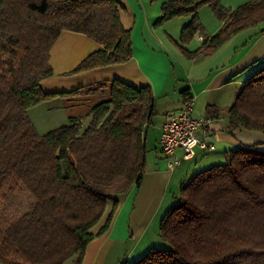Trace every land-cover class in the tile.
Wrapping results in <instances>:
<instances>
[{
    "label": "trees",
    "instance_id": "16d2710c",
    "mask_svg": "<svg viewBox=\"0 0 264 264\" xmlns=\"http://www.w3.org/2000/svg\"><path fill=\"white\" fill-rule=\"evenodd\" d=\"M207 4L224 25L214 35L204 34L201 46L190 51L185 44L203 31L199 9ZM122 9L119 0H0V195L25 189L35 199L16 219L0 221V264H82L88 244L108 229L117 196L143 182L145 132L156 114L151 85L114 78L110 98L92 107L86 128L70 116L67 124L39 134L29 114L31 107L58 96L98 94L108 87L100 82L46 92L42 81L54 73L51 49L64 29L102 45L71 73L130 60L131 29L122 22ZM175 16H191L180 46L196 58L264 21V0L233 10L221 0L165 2L160 19ZM223 114L232 134L238 128L264 134V66L247 79L233 105L208 107L210 117ZM261 145L264 140L229 149L224 163L199 171L161 219L160 237L169 248L153 247L140 259L120 264H264ZM110 201L113 210L95 234L91 228Z\"/></svg>",
    "mask_w": 264,
    "mask_h": 264
},
{
    "label": "crops",
    "instance_id": "0c3cea01",
    "mask_svg": "<svg viewBox=\"0 0 264 264\" xmlns=\"http://www.w3.org/2000/svg\"><path fill=\"white\" fill-rule=\"evenodd\" d=\"M119 1L125 6V11L121 10L122 22L126 28L131 29L133 56L124 63L81 73L79 76H85L80 80L82 86L107 80L108 87L98 94L69 96L71 99L68 102L74 107L70 116L79 117L84 126L83 115L86 113L89 117L95 104L110 98V85L114 78L135 86L151 85L157 97L156 103L161 98L167 99L171 96L180 104L178 108L159 117L156 122L154 116L149 123L145 132L148 153L143 182L139 188L133 186L128 193L117 196L119 205L108 229L96 235L88 244L82 264H120L124 258L123 249L126 243L132 241L135 250L141 244H149L150 224L166 205L172 203H169L170 200L174 201L180 187L205 169L203 167L218 161L222 155L207 156L205 151L210 150L198 148L194 158L182 160L179 165L170 168L169 158L162 151L160 143L164 123L189 99L193 102L195 115L209 116L208 107L211 106L226 110L234 104L247 79L264 66V21L234 33L212 53L190 58L181 49V33L159 31L151 24L157 15L162 14V8L151 13L141 7L137 0ZM167 1L169 0H165ZM247 1L249 0H237L235 3L221 0V3L233 10ZM199 16L204 28L195 34L190 43L185 44L190 51H195L201 46L204 34L214 35L224 25L209 4L199 9ZM160 17L161 15L159 19ZM190 19L191 16H182L179 26H184ZM169 37L173 38L176 44ZM101 46L100 42L85 33L62 30L51 49L53 74H69L83 59ZM184 90L187 92L184 93ZM47 102L49 103L46 104H50L53 101ZM53 103L55 105V102ZM57 106H51L50 109ZM221 117H224L225 121L217 122L212 127L218 139L214 141L216 148L211 151L218 149V141L226 143V154L229 149L242 144L264 140V134L256 130L238 128L233 134L230 133L227 129L228 118L224 114ZM177 152L180 157L184 154L182 148H177ZM113 206L112 201L108 202L103 216L91 228L93 233L97 234L105 224ZM71 263L70 260L65 264Z\"/></svg>",
    "mask_w": 264,
    "mask_h": 264
},
{
    "label": "rangeland",
    "instance_id": "374dc122",
    "mask_svg": "<svg viewBox=\"0 0 264 264\" xmlns=\"http://www.w3.org/2000/svg\"><path fill=\"white\" fill-rule=\"evenodd\" d=\"M227 1H230V2L235 1V3H237V0H227ZM136 2L141 7H144L146 10L153 13L155 9L157 10L158 8H162L163 6L162 4L165 2V0H139V1L137 0ZM122 10L125 11L124 5H123ZM160 15L162 16V14ZM160 15H157L155 19L151 21V24L153 26L157 27L159 31H165L166 33L173 32V31L175 34L181 33L183 26L182 25L179 26L180 24L179 21L182 16H175L170 19H159ZM169 38L173 40L174 43L176 42L174 41L173 38L171 37ZM94 69H97V68H94ZM91 70H86V71H91ZM86 71H82L78 73L70 72L69 74H57V75L52 74L46 77L42 81V85H43L42 87L44 91L46 92L71 91L75 88L82 86L83 83H80L81 82L80 80H83L85 76H79V75ZM94 84H97V83H94ZM70 99L71 98H69V96H58L51 100H47L50 102L53 101L55 102V105H58L54 109H50L51 106H55L54 103L51 102L50 104H46V103H49L47 101L45 102V104H38L30 108V116L32 117V121L34 122L39 134H46L50 130H53L57 127L65 125L69 122L70 114H73L74 112V107L71 105V103L68 102L70 101ZM156 104H157V107H156L157 113L155 115L154 122H156L157 119H159V117H163L165 114H167V112L169 113L172 109L178 108L180 103L177 99H173V97L169 96L167 99L166 98L159 99ZM83 116H84L83 120L85 122V125L83 126V128H86L90 122L89 120L90 116L88 117L86 113ZM217 139L218 138H216V141ZM216 144H217L218 149L216 151H211V150L205 151V155L210 156V155H216V154L221 155L222 154L220 159H218V161H216L215 163L206 165V167H203V168H208L209 166H212L214 164L224 163L226 161V154H225V149H224L226 146V143L218 141ZM261 147L264 148V145H261ZM6 191L8 195L7 198H4L0 195V221L2 223L10 222L16 219L21 214L30 210L35 201L34 197L28 190L18 189L12 192L9 189H7ZM176 202H177L176 198L174 199V201L170 200L169 201L170 205L168 206L171 207ZM168 206L166 205L163 211H161L160 214L155 218V220L150 224L148 228V231H150L149 232V239H150L149 244L148 245L141 244L139 245V248L135 250L133 249L134 244L132 241L129 242L128 244L126 243L123 249L124 258L122 259V261L138 260L141 257H143L153 247L169 248V244L164 242L160 237V222H161L163 215L167 211V209L170 208Z\"/></svg>",
    "mask_w": 264,
    "mask_h": 264
},
{
    "label": "built area",
    "instance_id": "2783aa9c",
    "mask_svg": "<svg viewBox=\"0 0 264 264\" xmlns=\"http://www.w3.org/2000/svg\"><path fill=\"white\" fill-rule=\"evenodd\" d=\"M224 121V117L195 115L193 102L187 101L163 125L160 143L162 151L169 158V167L174 168L182 160L194 158L198 148L214 150L217 137L212 127L215 123ZM177 148L184 150L182 157L178 155Z\"/></svg>",
    "mask_w": 264,
    "mask_h": 264
}]
</instances>
